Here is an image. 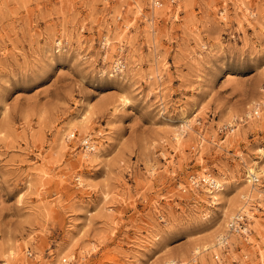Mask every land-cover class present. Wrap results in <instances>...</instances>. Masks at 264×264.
Here are the masks:
<instances>
[{"label":"rangeland","instance_id":"rangeland-1","mask_svg":"<svg viewBox=\"0 0 264 264\" xmlns=\"http://www.w3.org/2000/svg\"><path fill=\"white\" fill-rule=\"evenodd\" d=\"M153 2L0 0V264H264V197L195 253L264 186V0Z\"/></svg>","mask_w":264,"mask_h":264},{"label":"bare ground","instance_id":"bare-ground-1","mask_svg":"<svg viewBox=\"0 0 264 264\" xmlns=\"http://www.w3.org/2000/svg\"><path fill=\"white\" fill-rule=\"evenodd\" d=\"M153 3H155L156 5H159L160 3H158V0H154V2ZM160 8V7H159ZM162 10V9H161ZM160 9H157L154 13H155V15H159L160 14V11H161ZM163 11V10H162ZM108 42H109V40H108ZM120 62H118V68L120 69ZM258 108V107H257ZM255 109V108H254ZM259 109H257V110H254V112L256 111L257 113H256V115L257 114H259V111H258ZM248 116L249 117H251L252 116V114H251V112H248ZM190 124V123H189ZM187 127H189V125H187ZM93 147V146H92ZM90 145H88V149H90V148H92ZM85 156L86 157H89V155L88 154H85ZM256 164V166H254ZM255 164L254 165H252V166H250V167H248V170H249V176H248V181L250 182V183H252V181L255 179V178H257L256 176L258 175V173L259 172H261V174H264V168H262L261 169V167H260V165H259V163H257V162H255ZM209 176H204L203 178H202V180H204V181H206V182H209V183H211V185H213L212 187H214V189L215 190H212L211 188H207L206 187V193H207V195H210L212 198H214V200L216 201V197H217V194H218V192H220V190H221V188H222V186H223V184H222V182L221 181H219V180H213V181H211V179H209L208 178ZM264 186L262 187V186H259V185H255V184H251L250 185V193H248V194H245V195H243V199H245V202H243L242 204H241V202L240 201H234L233 203H232V205H231V210L233 211V210H238V212H239V214H237V215H235V216H233L232 218H231V221L228 223L229 225V228L227 227V229H225V232H222V233H220L216 238H214V241L213 242H211V244H209V245H204L203 247H202V249H203V251H202V249H201V247H197L195 250V253H197L198 255H201L202 254V252H207V251H209L210 249L211 250H220V248H221V245H223V246H225L226 244H228L227 243V238L228 237H231V236H234L233 234H232V232L233 233H236V234H238V235H243L242 233H240V231H236L235 230V228H233V226H238L239 225V221H240V219H242V217H247V220L248 221H246V224H245V227H246V229H244V232L246 233V236H247V234H249L250 233V228H249V219H257L256 218V216H254V215H252L251 214V212H250V209H251V206H253L254 205V203L252 202L253 200H255L256 202L257 201H263L262 199H263V197H264ZM255 199H254V198ZM236 200V199H235ZM258 203V202H257ZM261 203V202H260ZM257 208H258V210H260V208H262L263 207V203H261V204H257ZM250 208V209H249ZM230 210V211H231ZM231 211V212H232ZM242 212H244L243 214H242ZM250 213V214H249ZM230 214L231 213H228L227 215H226V218H229L230 217ZM258 220V219H257ZM252 221V220H251ZM257 222V225H258V230L260 231V233H261V235H262V233H263V229H264V226H263V224H261V222L258 220V221H256ZM216 240V241H215ZM216 256H218L219 257V261H216V264H218V263H220V264H222V262H221V258H220V256L219 255H215V257H214V259L216 260ZM204 258H205V256H204ZM202 259V258H201ZM203 262V261H202ZM175 263V261H171V264H174ZM207 263V262H206ZM205 264V263H204Z\"/></svg>","mask_w":264,"mask_h":264},{"label":"built area","instance_id":"built-area-1","mask_svg":"<svg viewBox=\"0 0 264 264\" xmlns=\"http://www.w3.org/2000/svg\"><path fill=\"white\" fill-rule=\"evenodd\" d=\"M258 181H259L258 177L253 180V182H258ZM246 221H248L247 217H242V219H240V221H239L240 222L239 225L233 226V228H235L236 231L237 230L240 231V233H242L243 235H246V233L244 232V229H246V227H245ZM216 261H219L218 256H216ZM218 264H220V263H218Z\"/></svg>","mask_w":264,"mask_h":264}]
</instances>
